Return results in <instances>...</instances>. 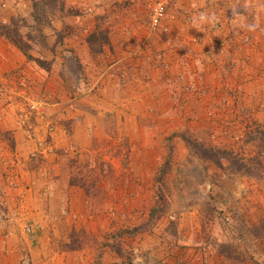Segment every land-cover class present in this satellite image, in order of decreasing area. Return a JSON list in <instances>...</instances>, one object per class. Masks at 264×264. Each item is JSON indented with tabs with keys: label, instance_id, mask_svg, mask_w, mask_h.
<instances>
[{
	"label": "rangeland",
	"instance_id": "1",
	"mask_svg": "<svg viewBox=\"0 0 264 264\" xmlns=\"http://www.w3.org/2000/svg\"><path fill=\"white\" fill-rule=\"evenodd\" d=\"M5 28L30 58L0 34V264H264V160L227 177L181 137L264 158V0H0ZM57 166L56 206L31 180Z\"/></svg>",
	"mask_w": 264,
	"mask_h": 264
},
{
	"label": "trees",
	"instance_id": "2",
	"mask_svg": "<svg viewBox=\"0 0 264 264\" xmlns=\"http://www.w3.org/2000/svg\"><path fill=\"white\" fill-rule=\"evenodd\" d=\"M41 4H43L42 1H35L32 3L34 19L38 23L43 21L40 14L41 11L37 10L38 6H41ZM11 31L12 32H10L9 28H5V30L0 32V34L4 35V37L8 39L9 42L12 43L17 49H19L26 58H30V55L27 52V44L22 41V37L18 35L16 31ZM247 127L248 129L244 132V136H246L247 139L242 142L243 146L249 144L247 147V149H249L247 150L249 153L252 152L253 148L261 147L264 149V122L257 124L254 129L249 128V126ZM181 137L185 143L186 149L191 151V153L196 156L197 160L203 163H211L216 168H229L227 172L228 175H226L227 177L235 175L231 174V171L237 173L239 170L241 173L246 175L256 177L259 176V174H256L254 171H252L256 169V167H260V163L264 160V158L259 155L258 151L251 155L248 153L249 156L244 154L243 157H231V147L227 149L224 145L220 146L221 148L219 146H214L205 140L195 138L190 133H182ZM161 197L162 195L160 193L159 200H155L156 203L154 201L152 207H150L148 210L149 214H155L156 217L159 215L157 212V210H159V205L160 203L162 206L164 205V200H162Z\"/></svg>",
	"mask_w": 264,
	"mask_h": 264
},
{
	"label": "crops",
	"instance_id": "3",
	"mask_svg": "<svg viewBox=\"0 0 264 264\" xmlns=\"http://www.w3.org/2000/svg\"><path fill=\"white\" fill-rule=\"evenodd\" d=\"M23 61L22 56H20L16 50H14L12 47L9 46V48L4 45V43H2V41H0V71L3 70H8L11 68H14L16 66H18L19 64H21ZM21 75H24L25 77L27 76L26 74H24V71L22 70ZM31 82V81H30ZM48 110V109H47ZM56 130H54L53 132H51L50 134V142L52 143L54 149H56L57 146L60 145L61 143V131L58 127L55 128ZM15 140L16 143H20V150H22V153H24L22 156H26L25 151L26 149H29V147H32L34 145L32 144H41L44 143L43 139L44 136L41 135L38 130L36 131L37 134L34 132V134L32 133L33 137L30 138L29 140L26 139L24 137V135L20 132V131H15ZM33 143H32V142ZM41 141V142H40ZM37 149V148H35ZM38 149L41 152H45V149L42 147H38ZM21 153V154H22ZM53 157L55 159H57L56 156L53 155ZM53 167V166H52ZM44 170H42L43 172H40V169L34 174L33 179L31 180L33 183V186H35L37 189H39V187L42 186L43 189H45V187L48 189V191L50 192V196L49 198H51L54 202V204L57 206V202L58 204H60V202L62 200H64L65 198L60 196V191L56 186H52V183L54 184L55 181H53V179L55 178L56 174L59 173V168L58 166L53 168V170H47L45 168H43ZM46 170V171H45ZM28 171H26L27 173ZM52 175V179H49V176ZM72 184V183H71ZM68 183L67 181V185L72 188V189H78L77 187L73 186ZM40 190V189H39ZM52 192V193H51ZM73 193V192H71ZM75 200V199H74Z\"/></svg>",
	"mask_w": 264,
	"mask_h": 264
},
{
	"label": "built area",
	"instance_id": "4",
	"mask_svg": "<svg viewBox=\"0 0 264 264\" xmlns=\"http://www.w3.org/2000/svg\"><path fill=\"white\" fill-rule=\"evenodd\" d=\"M161 11H162V5L158 4L157 6H155L153 15L151 16V22L153 24L156 23V20L158 18V15L161 13ZM31 107H35V105L34 104L31 105Z\"/></svg>",
	"mask_w": 264,
	"mask_h": 264
}]
</instances>
